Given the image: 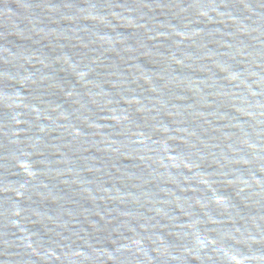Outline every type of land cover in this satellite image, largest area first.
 Returning a JSON list of instances; mask_svg holds the SVG:
<instances>
[{"label":"water","instance_id":"1","mask_svg":"<svg viewBox=\"0 0 264 264\" xmlns=\"http://www.w3.org/2000/svg\"><path fill=\"white\" fill-rule=\"evenodd\" d=\"M0 264H264V0H0Z\"/></svg>","mask_w":264,"mask_h":264}]
</instances>
